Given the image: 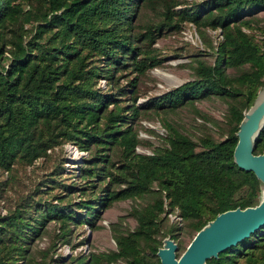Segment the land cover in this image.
I'll return each mask as SVG.
<instances>
[{
    "label": "trees",
    "instance_id": "1",
    "mask_svg": "<svg viewBox=\"0 0 264 264\" xmlns=\"http://www.w3.org/2000/svg\"><path fill=\"white\" fill-rule=\"evenodd\" d=\"M142 8L155 11L157 20L141 22ZM263 9L264 0H0V191L20 168L48 159L64 143L88 151L74 174L79 181H59L60 161L15 201L0 192V264H33L31 241L48 221L59 222L67 242L71 224L95 226L98 207L147 196L130 210L133 229L112 224L115 249L54 264H161L157 249L168 233L176 237L179 224L170 214L197 231L219 212L258 203L263 183L237 165L233 150L243 110L264 85V26L254 18ZM184 22L202 41L206 28L221 30L213 63L197 59L192 79L137 103L139 79L164 59L154 45L158 31L179 30ZM212 94L228 102L221 139L203 134L195 141L165 121L163 143L150 153L136 151L141 113ZM262 151L264 126L253 152ZM60 185L63 191L53 193ZM163 213L172 222L166 228ZM206 264H264V226Z\"/></svg>",
    "mask_w": 264,
    "mask_h": 264
},
{
    "label": "rangeland",
    "instance_id": "2",
    "mask_svg": "<svg viewBox=\"0 0 264 264\" xmlns=\"http://www.w3.org/2000/svg\"><path fill=\"white\" fill-rule=\"evenodd\" d=\"M178 7L176 6V8ZM254 18L258 21V25L264 26V9L255 13ZM139 19H141V22L156 21L157 13L151 9L142 8ZM243 28L247 32H254L257 38L261 36L258 29ZM207 40H211L212 45H207ZM218 40H221V30L219 28H206L204 40L202 41L198 30L191 22L182 23L179 30L165 28L158 31L154 45L158 49L159 56L164 59L160 65L153 67L139 79L137 103L141 104L150 96L160 95L168 89L192 79L195 76L193 66L196 65L197 59L206 63H213L214 48ZM227 71L236 73L237 70L227 67ZM105 84L104 79L99 80L101 88H104ZM263 86L261 85L258 88L257 93ZM245 111H247V108L243 110V113ZM228 116L227 100L215 94L207 98L197 99L192 104H183L176 109L156 113L151 111L141 113L135 123L140 139L136 151L150 153L153 146L163 143V136L166 134L165 121L173 124L195 141L203 134L221 139ZM87 156L88 151L80 150L72 143H64L61 148L56 147L48 159L40 158L25 169L20 168L17 179L11 183L9 182L5 186L6 189L0 192L10 196L11 200L9 202L15 201L21 194L30 192L35 184L42 179L43 174L51 172L60 161H62L61 177L63 179L59 181L71 183L74 178L79 181L78 176H74V174H78L79 164ZM4 178L5 174L0 172V180ZM42 188H45V186H42ZM60 191H63V185L53 188V193ZM43 196V198H46L45 194ZM77 199V194H72L74 203ZM148 200V196L146 199L130 197L114 200L107 206L98 207L97 216L93 219L95 226L90 227L87 224L74 226L71 224L72 230L68 235L67 242L59 236V222L56 220L48 221L39 235L31 241L29 251L34 259L33 264H54V260L58 258L67 259L76 254L86 255L91 251L115 249L116 243L111 229L112 224L114 223L121 230L133 229L136 225V219L130 213L131 208L142 205ZM0 212H5L2 205H0ZM162 216L165 217L163 228H166L172 222L167 213H163ZM174 226L173 233L176 237L172 239L177 243L176 255L178 256L197 231L193 230L186 220L184 222L179 221L178 226ZM167 236L171 238L170 233H168L162 238V241ZM178 243L183 246V250L178 247ZM43 250H47V254L42 255ZM121 263L122 260H118L108 264Z\"/></svg>",
    "mask_w": 264,
    "mask_h": 264
},
{
    "label": "water",
    "instance_id": "3",
    "mask_svg": "<svg viewBox=\"0 0 264 264\" xmlns=\"http://www.w3.org/2000/svg\"><path fill=\"white\" fill-rule=\"evenodd\" d=\"M264 126V86L252 105L243 113L233 150L234 161L251 170L263 183L260 199L255 205L239 206L219 212L204 224L185 249L177 256V243L165 237L157 249L161 264H206L210 257L236 245L264 226V151L254 153L256 139Z\"/></svg>",
    "mask_w": 264,
    "mask_h": 264
},
{
    "label": "built area",
    "instance_id": "4",
    "mask_svg": "<svg viewBox=\"0 0 264 264\" xmlns=\"http://www.w3.org/2000/svg\"><path fill=\"white\" fill-rule=\"evenodd\" d=\"M170 216L172 217V219H177L178 221L181 220L180 217L175 214H171Z\"/></svg>",
    "mask_w": 264,
    "mask_h": 264
}]
</instances>
